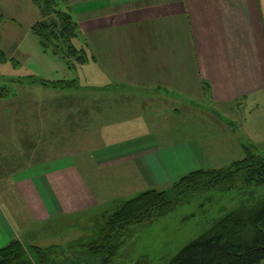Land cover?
I'll list each match as a JSON object with an SVG mask.
<instances>
[{"label":"crops","instance_id":"1","mask_svg":"<svg viewBox=\"0 0 264 264\" xmlns=\"http://www.w3.org/2000/svg\"><path fill=\"white\" fill-rule=\"evenodd\" d=\"M64 10L78 24L76 44L88 62L70 68L41 47L40 64L24 63L25 74L61 80L53 78L62 72V79L84 85L65 93L70 107L54 115L67 113L71 143L83 129L87 137L59 154L56 146L50 155L40 150L33 161L39 143L32 140L30 110L18 128L19 111L0 112L13 119L8 130L24 133L1 140L6 127H0V181L24 203L23 219L43 222L99 207L113 193V181L124 183L125 193L139 179L151 190L209 169L207 145L165 139L174 128L171 114L186 110L175 101L195 92L232 107L264 97V0H69ZM9 213L0 200V249L23 241L24 227Z\"/></svg>","mask_w":264,"mask_h":264},{"label":"rangeland","instance_id":"2","mask_svg":"<svg viewBox=\"0 0 264 264\" xmlns=\"http://www.w3.org/2000/svg\"><path fill=\"white\" fill-rule=\"evenodd\" d=\"M64 9L61 6L60 10ZM43 19V14L34 4V0H0V48L8 52V62L4 64L18 63L16 70L0 67V88L4 89V94H10L9 98L0 99V112L9 109L19 111L14 123L18 128L24 126L27 120L24 111L30 110L32 140L44 147L43 150L39 146L32 150L33 161L37 160L40 150L50 155L49 151H56V146L59 154L63 148L67 151L74 143L83 142L86 136L83 129L78 140L71 143L73 133L69 127L70 122L67 121V113H61L58 117L54 115L55 112L70 107L72 100H64V97H68L65 93L75 90H55L51 88V84H42L39 81L53 83L74 79H62L65 76L62 72L53 78L61 80H47L25 74L26 66H38L39 58L44 56L39 38L33 32L36 23ZM76 84L82 88L84 86L78 81ZM203 96L199 97L193 92L192 95L181 96L182 101H175V105H186V110L181 111V114H171L175 118L174 128L171 133L164 134L169 144L177 145L191 140L207 145L205 151L209 169H223L243 159L244 147H256L264 155V97L261 100L246 101L242 105L222 107ZM12 121L10 117L0 114V127H6L1 131V140H6L7 136L14 140L15 137L17 139V136L24 135L19 132L16 136L14 129L8 130ZM66 123L68 126L62 128V131L54 129L55 126ZM19 151L22 150L16 149L14 153L23 157ZM27 152L26 149V155ZM42 159L45 160L43 154ZM139 180L142 183L137 186L135 184L126 193L124 183L113 181L108 185L113 193L99 207L83 213L56 216L43 222L29 220L27 216L22 218L27 215L24 203L19 197H12L13 191L10 194L6 187L9 182L0 181V200L3 209L9 210V217L24 227L20 228V233L27 248H53L51 253H47L48 262L43 264H95L84 244L99 233L104 224L100 220L102 215L113 213L122 202L149 190L145 181ZM173 183L160 185L155 189L167 190ZM120 190L123 191L122 196L118 194ZM263 202L264 187L253 186L242 191L204 194L190 204L180 206L170 215L139 228L121 252L116 264H135L141 259H147L151 264H166L190 242L206 233L218 220L231 213L247 214Z\"/></svg>","mask_w":264,"mask_h":264},{"label":"trees","instance_id":"3","mask_svg":"<svg viewBox=\"0 0 264 264\" xmlns=\"http://www.w3.org/2000/svg\"><path fill=\"white\" fill-rule=\"evenodd\" d=\"M69 0H34L44 19L33 27L40 45L47 53L63 60L70 68L85 65L89 58L78 47V24L66 7ZM7 53L0 48V64L7 63ZM18 65V63H17ZM42 84L55 90H77L76 80ZM10 97L0 88V99ZM264 187V155L256 147H244V158L223 169L199 170L182 176L169 189L147 190L122 202L111 214L101 216L104 224L90 238L87 247L95 264H116L121 252L139 228L166 217L180 206L209 193L242 191ZM39 247L27 248L14 239L0 249V264H43L47 253ZM135 264H151L141 259ZM166 264H264V202L247 214L231 213L218 220L206 233L190 242Z\"/></svg>","mask_w":264,"mask_h":264}]
</instances>
